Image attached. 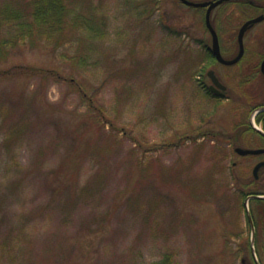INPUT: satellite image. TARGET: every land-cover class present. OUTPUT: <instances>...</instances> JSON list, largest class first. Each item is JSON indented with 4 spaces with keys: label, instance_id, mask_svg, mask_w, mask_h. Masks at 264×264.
<instances>
[{
    "label": "rangeland",
    "instance_id": "rangeland-1",
    "mask_svg": "<svg viewBox=\"0 0 264 264\" xmlns=\"http://www.w3.org/2000/svg\"><path fill=\"white\" fill-rule=\"evenodd\" d=\"M63 2L87 23L0 56V264H264L239 195L257 159L229 145L233 103L195 81L223 72L204 9ZM219 12V41L235 51L240 23ZM263 38L248 35L237 79Z\"/></svg>",
    "mask_w": 264,
    "mask_h": 264
},
{
    "label": "flooded vegetation",
    "instance_id": "flooded-vegetation-1",
    "mask_svg": "<svg viewBox=\"0 0 264 264\" xmlns=\"http://www.w3.org/2000/svg\"><path fill=\"white\" fill-rule=\"evenodd\" d=\"M198 2H207L206 6L202 9L205 11V16L208 9L211 7L212 3L217 4L211 8L209 17L211 18L212 26L218 37L219 51L222 58L225 61H231L235 59L240 53V42H239V32L241 27L250 20H257L256 22L250 23L245 29L242 36V46L243 52L236 62L232 64L220 63L212 52V47L207 46V56L211 61L218 66L222 67L223 72L221 74H216L214 70L209 69L205 71V74L199 76L195 81L199 88L212 98H216L218 101L232 102L233 105L229 108L236 117L235 123L233 125L234 133L230 135L229 145L233 146V151L238 156L239 160L244 164L250 163L252 159H257L255 164L251 167V180L248 183L256 182L255 185L258 187V192L255 194L249 193L246 198L252 195H264V152L260 154H240L237 149L241 150H264V38L262 44H260L261 49L258 51L254 50L252 55L254 59L249 61L247 72L238 76L237 79L235 73H233L235 67L242 65L245 62V57L248 52L246 39L248 35L257 29L264 37V0H202ZM190 7V6H188ZM196 8V7H194ZM220 9V14L225 17V19L237 21L239 27L236 31L235 38V51L234 47L232 49H224L225 43L221 45L219 41L218 33L214 26V20L216 19V11ZM230 22V21H229ZM208 29V27H207ZM210 34V31L208 29ZM211 36V34H210ZM212 45V36H211ZM225 50L227 52H225ZM228 53V54H227ZM230 68H234L233 70ZM209 71L214 72L219 85L223 88H217L213 86L212 79L209 77ZM202 76L203 79H202ZM205 78V80H204ZM206 134L204 133V136ZM240 163L234 162L233 166L236 168ZM259 164V167L255 170V167ZM246 166V165H245ZM248 168V166H247ZM243 167L239 166V174H241ZM238 173L237 176H238ZM254 184V183H253ZM248 192H250L248 190ZM254 192V191H253ZM254 200H259L261 203L257 206L255 205L252 209L250 217L252 218V224L255 229V239L257 240L258 231L260 226L264 232V199H251L248 203H254ZM255 204V203H254ZM249 211V209H248ZM261 213V223L256 221L257 215ZM255 218H253V217ZM256 222L258 224H256ZM257 233V234H256Z\"/></svg>",
    "mask_w": 264,
    "mask_h": 264
},
{
    "label": "trees",
    "instance_id": "trees-1",
    "mask_svg": "<svg viewBox=\"0 0 264 264\" xmlns=\"http://www.w3.org/2000/svg\"><path fill=\"white\" fill-rule=\"evenodd\" d=\"M16 3L4 1L0 4V56L5 55L7 46L9 48H16L30 41L35 42L36 39H39L38 37H41V39L65 37L67 31L88 21L79 17H76L74 20H70L69 18L68 20L70 11L65 7L63 0H28L26 5ZM76 59L81 62L85 61L82 57L75 58L74 60ZM9 73L5 70L0 71V78L7 77ZM206 136L208 135L206 134L204 137ZM253 183L255 184L256 182H247L245 186H251ZM245 186L239 189L241 200H245L249 193L255 194L259 190L255 185V189L247 192L243 189ZM254 203L258 206L261 201L254 200ZM256 215V221L261 223V213L259 215L256 213ZM257 222L256 224H258ZM161 264H169V258L166 257Z\"/></svg>",
    "mask_w": 264,
    "mask_h": 264
},
{
    "label": "water",
    "instance_id": "water-1",
    "mask_svg": "<svg viewBox=\"0 0 264 264\" xmlns=\"http://www.w3.org/2000/svg\"><path fill=\"white\" fill-rule=\"evenodd\" d=\"M183 4L185 5H189V6H193V7H203V6H206L208 3L207 2H192L190 0H180ZM217 4L216 3H212L211 4V7L208 9V12L206 14V25L212 35V52L213 54L215 55L216 59L220 62V63H224V64H232L234 62H236L237 60H239L242 52H243V46H242V36H243V33L245 31V29L247 28V26L250 24V23H253V22H256L258 19L256 20H250L248 22H246L240 29V32H239V35H238V38H239V42H240V53L239 55L231 60V61H225L221 54H220V51H219V45H218V37H217V34L216 32L214 31L211 23H210V19H209V13H210V10L211 8H213V6H215ZM209 77L212 79V82H213V86L217 87V88H223L219 85L216 77L214 76V73L212 71H210L208 73ZM237 151L240 153V154H260L262 152H264V150L262 149H257V150H241V149H237ZM259 167V164L255 167V170ZM250 198H258V199H264V196H260V195H254V196H251ZM248 218H249V222H250V226L251 228L253 229V225H252V221L250 219V216L248 215Z\"/></svg>",
    "mask_w": 264,
    "mask_h": 264
}]
</instances>
